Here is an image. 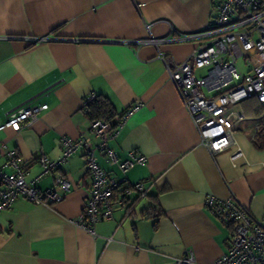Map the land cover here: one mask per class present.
Listing matches in <instances>:
<instances>
[{
  "label": "crops",
  "instance_id": "0c3cea01",
  "mask_svg": "<svg viewBox=\"0 0 264 264\" xmlns=\"http://www.w3.org/2000/svg\"><path fill=\"white\" fill-rule=\"evenodd\" d=\"M215 3L0 0V125L7 111L31 99L48 105L19 132L1 129L0 143L15 151L26 180L39 188L51 187L56 175L72 182L60 201L33 204L20 197L0 211V264H176L173 259L189 251L197 263L211 264L227 251L229 230L205 207L206 195L232 194L254 216L264 214V131L250 135L264 106L254 97L236 105L249 118L235 129L244 156L235 164L228 153L212 159L156 57L158 48L177 63L186 60L198 42L177 40L176 33L207 29ZM150 37L167 40L157 48L134 43ZM262 59L254 53L252 64ZM239 66L248 70L244 61ZM91 93L111 103L113 121L140 104L108 146L120 161L134 149L147 158L122 173L95 153L101 169L116 180L141 181L147 195L97 222L94 233L73 222L91 184L83 151L48 174L40 175L36 160L39 153L58 158L59 137L88 133L83 107Z\"/></svg>",
  "mask_w": 264,
  "mask_h": 264
},
{
  "label": "built area",
  "instance_id": "2783aa9c",
  "mask_svg": "<svg viewBox=\"0 0 264 264\" xmlns=\"http://www.w3.org/2000/svg\"><path fill=\"white\" fill-rule=\"evenodd\" d=\"M176 34L177 40L198 42L189 57L179 63L157 48L166 38L150 37L134 43L153 44L157 48L156 57L162 62L168 79L195 125L200 144L210 157L214 159L218 154L228 153L229 162L235 164L244 156L235 129L249 119L236 105L254 97L264 106V59L252 64L254 53L264 56V0H216L207 29ZM40 39L48 37L35 40ZM239 59H243L248 68L246 72L241 70ZM199 68L206 69L201 76L195 73ZM94 97L93 93L86 97L84 111ZM139 106L138 102L131 104L115 118L113 124L101 119L89 120L86 135L59 137L58 158H49L44 153H39L36 158L42 175L55 172L69 157L83 151V168L89 174L91 184L82 211L73 222L89 233H94L97 222L112 219L114 211L130 208L135 197L147 195L141 181L127 183L125 179L116 180L101 169L94 158L96 152L105 155L122 173L146 162V155L137 149L130 151L128 159L120 161L108 146L109 140L117 136ZM47 108V103H36L34 99L17 105L6 112L0 130L9 127L19 132ZM253 123L252 137L264 131V110L253 118ZM0 156L4 157L0 163V211L9 209L20 197L33 204L57 202L72 188V182L63 175L54 176L53 185L45 189L39 188L35 179L26 180L20 158L14 150L7 149L5 142L0 143ZM204 205L229 230L227 251L211 264H264V214L254 216L232 194L228 199L206 195ZM173 260L176 264H199L190 251Z\"/></svg>",
  "mask_w": 264,
  "mask_h": 264
},
{
  "label": "trees",
  "instance_id": "16d2710c",
  "mask_svg": "<svg viewBox=\"0 0 264 264\" xmlns=\"http://www.w3.org/2000/svg\"><path fill=\"white\" fill-rule=\"evenodd\" d=\"M85 114L89 120L101 119L112 124L114 123L113 119L116 116V112L114 111L111 103L105 98L96 96L93 100L86 104Z\"/></svg>",
  "mask_w": 264,
  "mask_h": 264
},
{
  "label": "rangeland",
  "instance_id": "374dc122",
  "mask_svg": "<svg viewBox=\"0 0 264 264\" xmlns=\"http://www.w3.org/2000/svg\"><path fill=\"white\" fill-rule=\"evenodd\" d=\"M242 62H243V59H240V60H239V64L241 65V64H242Z\"/></svg>",
  "mask_w": 264,
  "mask_h": 264
}]
</instances>
